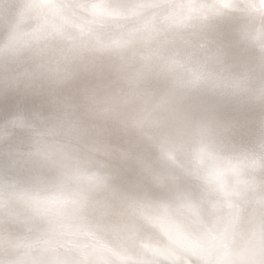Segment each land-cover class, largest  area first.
Listing matches in <instances>:
<instances>
[{
	"label": "water",
	"instance_id": "obj_1",
	"mask_svg": "<svg viewBox=\"0 0 264 264\" xmlns=\"http://www.w3.org/2000/svg\"><path fill=\"white\" fill-rule=\"evenodd\" d=\"M205 2L214 10L203 20L176 18V0H30L28 15H64L28 49L58 67L37 75L91 68L103 87L82 95V83L74 114L47 104L43 119L0 135V264H264V90H246L263 80L264 44L243 58L224 50L223 8H240ZM169 28L180 31L174 42ZM214 60L222 72L236 60L235 76L214 74ZM131 114L141 130L121 127ZM185 134L196 137L181 143Z\"/></svg>",
	"mask_w": 264,
	"mask_h": 264
},
{
	"label": "bare ground",
	"instance_id": "obj_2",
	"mask_svg": "<svg viewBox=\"0 0 264 264\" xmlns=\"http://www.w3.org/2000/svg\"><path fill=\"white\" fill-rule=\"evenodd\" d=\"M27 1H29V3ZM230 1L238 5L236 6L240 8L238 11L241 13L240 15L238 14L239 16H237V14H233L234 10H231V3H228V5L224 6L223 8L224 16H221L223 17L221 20L227 19L225 24L228 26H223L224 32H222L220 36H222V41L230 38L228 41H224V50L234 52L238 58H243L245 56L249 57V49L252 51V48L255 46L262 49L261 43L264 44V37L260 39L261 33L263 34L264 32L257 30L254 25L257 24L255 22H260L262 19H264V1L259 0L260 10L250 6V3L248 2L249 0ZM175 5L176 7H173L172 9H174L173 14L176 15V18L178 17L179 13H182V15L185 17L198 16V18L204 20L205 15L210 14V11L214 10L212 5H210V2H205V0H186V2L183 0H176ZM30 7V0H0V19L4 20L3 22H0V135L3 136V142L11 138V135H13L11 132L15 128L12 124L13 122L18 125L19 129L21 127L24 129L28 127V125H33L32 119H43V106L47 104H52L51 106L55 108L56 111L59 110V114H65L64 116L74 114L73 108L78 107L80 102L73 101L72 98H74V93L77 94V91H79L80 84L84 83V85L89 88L86 89L87 93L79 91V93L82 95H89L94 91L101 90L103 87L92 83V76L89 75L91 68L84 72L82 78H79L80 72L77 71L73 74H68L66 79L60 76L59 78L53 77V79L46 80L44 78H40V75H37V71L39 73H45L48 71L51 74L53 73L52 75L55 76V70L58 67L51 66L49 68L48 64L43 63V60L40 56L38 60L34 55L32 57V53L30 54L28 49L33 50V48H37L42 43L45 44L48 42L52 32L48 27V19L57 20L64 15H60V12H55L58 15L52 13L50 18H46L47 16L43 14H40V16L39 14L28 15V12H30ZM61 9L62 7L59 8V11H61ZM261 9L263 11V16L261 15ZM236 16L238 17L241 29H243V31L236 29V24L232 20ZM211 18L219 20L220 17L211 16ZM185 20L188 19L184 18L182 23H185ZM118 25L119 23H116L115 27L118 28ZM169 29L171 31V35L169 34L168 38L170 41L174 42L177 36L180 34V31L174 28ZM166 30V28L163 29V34L166 32ZM159 37L163 36L161 35ZM202 43L203 42L200 43L199 41L197 43V47H200ZM213 49L214 46H210L208 48L207 45H202V51L206 54L210 52L213 53ZM90 53L93 55L95 52H89L85 55H88L89 57L91 55ZM164 53L166 54L165 50ZM172 55H175V53ZM238 58L237 60H239ZM180 60L178 65L181 64ZM235 61L236 60H234L229 67H226L225 72H222L219 67L220 61L214 60L211 62V69H213L214 74H218L219 77H222L223 80L226 81V78L235 76V72L231 67ZM241 64L242 66H247V64H249V68L250 66H253V64H251L250 58L242 60ZM185 67L188 68V65ZM93 68L97 69L98 67L93 66L92 70ZM186 70L189 72L191 68L189 67ZM6 77L10 78L7 80L10 82L3 81V79ZM240 77L244 76L241 75ZM262 79L263 80L261 83L251 88H247L246 90L252 91V89H254L258 92L263 91V76ZM11 80L15 82V84H10ZM249 80L250 78L245 76V79L241 81L240 84L246 87L247 81ZM108 82H113L114 88L117 85L116 81L113 79H108ZM68 84L76 86V90H71L68 86H66ZM259 86L263 88H260ZM224 87H226V85ZM58 90L60 91L58 92ZM240 91L243 92L244 89H241ZM104 93H108L109 96L112 95L111 90H105ZM114 94L116 97H124V95L118 91H115L113 95ZM113 95L111 97H113ZM84 98L87 97L83 96V99ZM247 102L248 100L246 97L243 94H239L237 101L234 102V104L240 106V108H243L242 106H245ZM109 103L111 102L108 101L106 104H102L101 109L109 111V107L115 106L113 101L112 105ZM234 109H237V107H234ZM133 116L134 114L129 115V119H125L122 123L121 127H124L126 132L134 129L141 130V116L136 118L137 120L132 119L131 117ZM195 137L196 135L193 134H185L184 136H181L180 141L181 143L182 141L188 143L189 139L193 140ZM1 142L2 140L0 139V144ZM133 158H136V154L127 157V160Z\"/></svg>",
	"mask_w": 264,
	"mask_h": 264
},
{
	"label": "rangeland",
	"instance_id": "obj_3",
	"mask_svg": "<svg viewBox=\"0 0 264 264\" xmlns=\"http://www.w3.org/2000/svg\"><path fill=\"white\" fill-rule=\"evenodd\" d=\"M4 20L3 19H0V22H3ZM97 69H99V68H97Z\"/></svg>",
	"mask_w": 264,
	"mask_h": 264
}]
</instances>
